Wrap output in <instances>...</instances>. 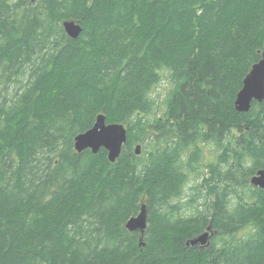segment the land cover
<instances>
[{
  "label": "trees",
  "instance_id": "1",
  "mask_svg": "<svg viewBox=\"0 0 264 264\" xmlns=\"http://www.w3.org/2000/svg\"><path fill=\"white\" fill-rule=\"evenodd\" d=\"M263 48L264 0H0V264H264V99L235 107ZM100 114L114 162L74 146Z\"/></svg>",
  "mask_w": 264,
  "mask_h": 264
},
{
  "label": "water",
  "instance_id": "2",
  "mask_svg": "<svg viewBox=\"0 0 264 264\" xmlns=\"http://www.w3.org/2000/svg\"><path fill=\"white\" fill-rule=\"evenodd\" d=\"M35 1V0H32ZM63 27L67 35L71 38H78L82 32V25L78 21H65ZM256 99L262 101L264 99V49L261 59L255 63L246 75L243 81V88L238 93L236 99V107L239 111H248L251 102ZM127 142V129L125 125L120 123H107L105 115H98L95 125L84 133L78 134L74 139V146L78 152H82L90 148L97 153L101 148H105L108 152V158L114 162L122 153L123 146ZM141 145L136 146V153H141ZM253 185L264 188V170L258 171L251 178ZM148 222V211L146 205L141 206L138 215L131 217L125 224V227L131 231H140L141 239L144 236ZM210 230L191 240V244L205 245L210 238Z\"/></svg>",
  "mask_w": 264,
  "mask_h": 264
},
{
  "label": "rangeland",
  "instance_id": "3",
  "mask_svg": "<svg viewBox=\"0 0 264 264\" xmlns=\"http://www.w3.org/2000/svg\"><path fill=\"white\" fill-rule=\"evenodd\" d=\"M168 80L165 78L161 81L160 85L153 91L152 96L155 97L157 99V102L159 104V106L162 105V100L166 97L167 93H168V85L169 87H171L170 84H168ZM166 108V104L162 105V110L161 112L157 109V114L161 115L162 112L165 110ZM211 147H209L206 151L205 154L208 155L209 154V149ZM208 160H204V163H207ZM207 170V169H206ZM205 170V171H206ZM202 176L196 178V179H192L191 182L188 184V186L186 187L185 190V196L184 199L182 200L183 202H189V200L194 197L196 199V201L194 203L188 204L185 207L186 211L183 212V214H191L195 211V208L197 205H200V208H203L205 202H206V197H198V186L201 184L202 182ZM193 187L195 189H193ZM194 206V207H193Z\"/></svg>",
  "mask_w": 264,
  "mask_h": 264
},
{
  "label": "bare ground",
  "instance_id": "4",
  "mask_svg": "<svg viewBox=\"0 0 264 264\" xmlns=\"http://www.w3.org/2000/svg\"><path fill=\"white\" fill-rule=\"evenodd\" d=\"M233 4H234V3H233ZM263 49H264V48H263ZM262 52H263V51H262ZM252 63H253V62H252ZM242 88H243V86H242ZM242 88H241V89H242ZM240 91H241V90H240ZM240 91H239V92H240ZM143 94H144V93H143ZM237 96H238V94H237ZM236 99H237V98H236ZM254 101L262 102L263 100H262V101H259V100L254 99V100L251 102V104H250L251 107H252V104H253ZM54 107H55V106H54ZM235 107H236V100H235ZM251 107H250V108H251ZM236 109H237V107H236ZM168 130H169V129H168ZM186 141H187V140H186ZM251 144H252V143H251ZM253 146H254V145H253ZM177 147H178V146H177ZM166 148H167V147H166ZM196 151H197V150H196ZM234 152H235V151H234ZM195 153H196V152H195ZM255 156H256V155H255ZM190 158H192V157H190ZM177 159H178V158H177ZM215 170H216V169H215ZM261 170H263V169H261ZM259 171H260V170H259ZM257 173H258V172H257ZM257 173H256V174H257ZM256 174H255V175H256ZM218 182H219V181H218ZM209 184H210V183H209ZM207 186H208V185H207ZM209 190H210V189H209ZM206 193H207V192H206ZM158 207H159V206H158ZM193 207H194V206H193ZM208 213H209V212H208ZM258 215H259V214H258ZM228 218H229V217H228ZM221 219H222V218H221ZM252 219H253V218H252ZM257 230H258V229H257ZM263 232H264V231H263ZM212 233H213V232L210 230V235H211ZM251 238H252V237H251ZM209 239H210V238H209ZM229 246H230V245H229ZM217 254H218V253H217ZM218 257H219V256H218Z\"/></svg>",
  "mask_w": 264,
  "mask_h": 264
}]
</instances>
